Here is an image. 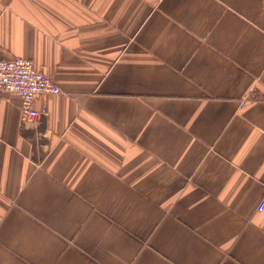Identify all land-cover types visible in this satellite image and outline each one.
<instances>
[{
  "label": "crops",
  "instance_id": "obj_1",
  "mask_svg": "<svg viewBox=\"0 0 264 264\" xmlns=\"http://www.w3.org/2000/svg\"><path fill=\"white\" fill-rule=\"evenodd\" d=\"M0 264H264V0H0Z\"/></svg>",
  "mask_w": 264,
  "mask_h": 264
},
{
  "label": "built area",
  "instance_id": "obj_2",
  "mask_svg": "<svg viewBox=\"0 0 264 264\" xmlns=\"http://www.w3.org/2000/svg\"><path fill=\"white\" fill-rule=\"evenodd\" d=\"M0 92L20 96V113L24 121H36L46 114L45 107L36 110L32 107L34 99L43 94H59V87L52 79L34 68L32 61L22 57L0 59ZM264 210V196L257 211Z\"/></svg>",
  "mask_w": 264,
  "mask_h": 264
}]
</instances>
